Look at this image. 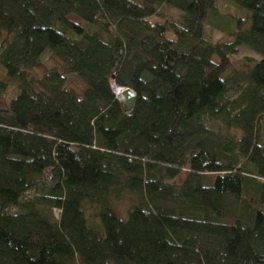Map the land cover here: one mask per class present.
<instances>
[{
    "label": "trees",
    "instance_id": "1",
    "mask_svg": "<svg viewBox=\"0 0 264 264\" xmlns=\"http://www.w3.org/2000/svg\"><path fill=\"white\" fill-rule=\"evenodd\" d=\"M224 1L0 0V264H264V0Z\"/></svg>",
    "mask_w": 264,
    "mask_h": 264
},
{
    "label": "rangeland",
    "instance_id": "2",
    "mask_svg": "<svg viewBox=\"0 0 264 264\" xmlns=\"http://www.w3.org/2000/svg\"><path fill=\"white\" fill-rule=\"evenodd\" d=\"M223 6H224V9L222 10V13L223 14H226L228 12L230 13H233L236 17L237 16H241L242 13H245L244 11L242 10H238V8H233L232 5H230L228 3V1H224L223 3ZM169 13L170 15H178V13L176 11H173V10H169ZM70 19L74 22V23H77L78 25L80 26H85V23L78 19L77 17L75 16H70ZM102 24H105L107 25V29L109 32H113L114 30V27L110 24H108L107 22L105 21H102ZM248 27V25L246 26ZM95 29V28H93ZM210 31V40L213 42V43H217V42H227V34L222 31V30H219V29H209ZM237 54L231 56V61L233 62L234 64V69L237 70L239 69V61L240 60H243L245 58H253V59H256V60H259L260 59V56L257 55L253 50H251L250 48L248 49L247 47L245 46H241L238 48L237 50ZM41 60L44 62L47 70H63V63L60 59L58 58H55L49 51H47L41 58ZM44 74V71L42 70H34V71H30V76L31 78H34L35 80L42 77ZM67 88L68 89H73L75 91H78L85 85L84 81L81 80L80 78L78 79L76 75H73V74H68L67 78ZM242 84V83H241ZM239 86L237 85H232L230 87V91H229V94L230 96H235L236 95V92L239 91L238 88ZM187 177V172H184L181 174L180 178L177 179V180H174V181H169L171 183H175L177 185H180L183 183V181L185 180V178ZM46 179V182H50V179L51 177H49L48 175L45 177ZM42 181L39 182L38 186H40ZM38 186L32 188L30 190V192H28L26 194V197L27 198H30L31 196L35 195L37 190H38ZM131 205L130 201H124L123 203L119 204V210H121V213L124 214L128 207ZM55 214V218L56 219H59V215H60V210H55L54 212ZM87 214H88V217L89 219H91V221L94 223V224H97L98 221H97V218H95V211L93 209H88L87 210ZM127 219V218H125Z\"/></svg>",
    "mask_w": 264,
    "mask_h": 264
},
{
    "label": "water",
    "instance_id": "3",
    "mask_svg": "<svg viewBox=\"0 0 264 264\" xmlns=\"http://www.w3.org/2000/svg\"><path fill=\"white\" fill-rule=\"evenodd\" d=\"M119 88L123 89L122 99L118 98L117 94L114 91V93L116 94V98L120 100L122 109L126 113H130L134 110L133 108L136 102V93L134 90L130 88H124V87H119ZM112 89H113V86H112Z\"/></svg>",
    "mask_w": 264,
    "mask_h": 264
},
{
    "label": "bare ground",
    "instance_id": "4",
    "mask_svg": "<svg viewBox=\"0 0 264 264\" xmlns=\"http://www.w3.org/2000/svg\"><path fill=\"white\" fill-rule=\"evenodd\" d=\"M113 89H114L115 93L117 94V97L122 99L123 89H120L117 85H114Z\"/></svg>",
    "mask_w": 264,
    "mask_h": 264
}]
</instances>
